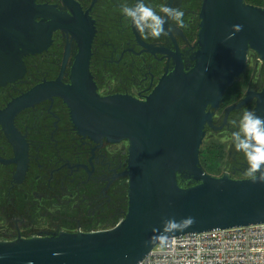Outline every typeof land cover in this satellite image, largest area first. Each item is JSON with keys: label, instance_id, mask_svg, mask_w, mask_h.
Returning a JSON list of instances; mask_svg holds the SVG:
<instances>
[{"label": "water", "instance_id": "95a60500", "mask_svg": "<svg viewBox=\"0 0 264 264\" xmlns=\"http://www.w3.org/2000/svg\"><path fill=\"white\" fill-rule=\"evenodd\" d=\"M37 1L0 0V86L22 78L24 57L46 51L53 32L66 28L81 40L72 83L45 82L8 110L57 96L68 105L80 135L128 140L129 204L125 218L109 230L0 240V264H140L163 240L264 224V184L211 176L200 161L206 127L217 129L214 114L245 72L249 52L264 65V8L246 0H204L194 67L185 71L181 63L142 102L98 96L89 71L93 30L70 26L54 6ZM63 1L81 15L73 0ZM233 25H242V31L226 40ZM253 102L252 112L264 117V87L249 90L226 114ZM179 176L196 184L183 187ZM188 217L194 218L189 226L163 231L166 219Z\"/></svg>", "mask_w": 264, "mask_h": 264}, {"label": "flooded vegetation", "instance_id": "af4514ba", "mask_svg": "<svg viewBox=\"0 0 264 264\" xmlns=\"http://www.w3.org/2000/svg\"><path fill=\"white\" fill-rule=\"evenodd\" d=\"M203 1L144 0L160 15L162 5L185 13L188 27L181 29L166 18L164 28L171 26V31L159 39L144 38L121 11L122 4L134 7L137 0H73L79 17L63 0L37 3L54 6L70 26L93 30L89 71L98 96L145 102L181 63L185 71L194 67ZM80 43L70 28L54 31L46 51L24 57L22 78L0 86V225L6 230L0 240L103 231L85 230L84 225L109 230L128 211V140L114 143L80 135L61 97L8 110L14 100L45 82L70 85ZM244 108L229 115L225 109L219 127L220 107L214 114L217 129L207 126L206 134L231 130L233 114ZM179 181L196 184L183 176Z\"/></svg>", "mask_w": 264, "mask_h": 264}, {"label": "built area", "instance_id": "2783aa9c", "mask_svg": "<svg viewBox=\"0 0 264 264\" xmlns=\"http://www.w3.org/2000/svg\"><path fill=\"white\" fill-rule=\"evenodd\" d=\"M140 264H264V224L163 240Z\"/></svg>", "mask_w": 264, "mask_h": 264}, {"label": "clouds", "instance_id": "9594fccd", "mask_svg": "<svg viewBox=\"0 0 264 264\" xmlns=\"http://www.w3.org/2000/svg\"><path fill=\"white\" fill-rule=\"evenodd\" d=\"M121 11L131 19L133 26L144 38L159 39L161 36H167L171 31V26L167 31L165 30L166 18L167 22L174 21L176 26L181 29L188 27L184 20L185 13L180 8L162 5L160 13L163 15H160L152 7L146 5L144 0H137L134 7L122 4ZM242 28V25H233L232 31L225 39H232L235 33L242 31ZM232 123L235 125L237 122L232 121ZM232 140L235 149L243 152L246 157L248 167L245 176L253 183L264 184V117L245 110L239 121V129L232 133ZM193 222L194 218L192 217L179 221L169 218L163 222V231L176 230L189 226ZM54 255H60V253H54Z\"/></svg>", "mask_w": 264, "mask_h": 264}, {"label": "rangeland", "instance_id": "374dc122", "mask_svg": "<svg viewBox=\"0 0 264 264\" xmlns=\"http://www.w3.org/2000/svg\"><path fill=\"white\" fill-rule=\"evenodd\" d=\"M250 70H252V72H251V74H248L247 71H250ZM247 80H248L247 85L242 90V98L239 99L236 103H238L240 100H242L246 96V94L249 90L252 89L256 92H259L264 87L263 86L264 85V65L260 61L259 56L253 51L249 52L248 62H247V67H246L245 72L236 80L235 83L237 85H243L244 82H246ZM251 107H254V102L247 105L246 108H244L239 113L233 114L234 121H236L237 123L235 125H233V123H231V125H232L231 130L225 129V130H220L218 132L213 131V130H209L205 136V139H204V142L202 145V149L205 147V145H207L209 143L210 144L216 143V144H219L221 146H224V151L226 152V161H224L223 174H228L229 176L240 178V176L238 174V170H239V168L242 167V165L247 160H246V157H245L243 152L237 151L235 149V146H234V143L232 140V133L239 129V121L242 118L243 112L245 110L251 111ZM227 108L228 107L223 108L222 111L219 112V114H218L216 125L219 127L221 125H223V114L225 112V109H227ZM241 163H242V165H241ZM223 174L220 175L219 177L223 176ZM84 227H85V230H89V229L107 230L106 228H108V227L101 226V225L100 226L84 225ZM1 230H3V228L0 225V237H2L6 231V230H3V231H1Z\"/></svg>", "mask_w": 264, "mask_h": 264}, {"label": "trees", "instance_id": "16d2710c", "mask_svg": "<svg viewBox=\"0 0 264 264\" xmlns=\"http://www.w3.org/2000/svg\"><path fill=\"white\" fill-rule=\"evenodd\" d=\"M246 3L264 8V0H246ZM253 70V69H252ZM252 70L247 71L248 74H251ZM247 82H244L243 85H237L236 83L230 87L221 104V109L229 107L231 105H234L239 99L242 98V90L247 85ZM264 86V85H263ZM254 107H251V111ZM200 161L201 165L204 169V171L214 177H219L223 174V166L224 161H226V152L224 151V146H221L216 143H209L205 145V147L201 148V155H200ZM242 165V163H241ZM248 167L247 161L242 165L241 168L238 170V174L240 178L232 177L233 179L243 180L248 179V177L245 176V171ZM224 175V174H223ZM181 186L187 187L186 185H183L180 183Z\"/></svg>", "mask_w": 264, "mask_h": 264}]
</instances>
